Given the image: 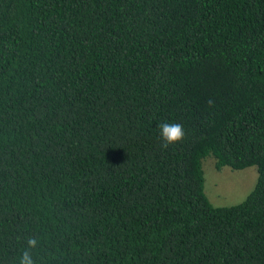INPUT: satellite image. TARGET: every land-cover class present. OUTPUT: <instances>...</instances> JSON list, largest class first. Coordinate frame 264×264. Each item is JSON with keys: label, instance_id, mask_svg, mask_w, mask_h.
<instances>
[{"label": "trees", "instance_id": "16d2710c", "mask_svg": "<svg viewBox=\"0 0 264 264\" xmlns=\"http://www.w3.org/2000/svg\"><path fill=\"white\" fill-rule=\"evenodd\" d=\"M206 156L256 167L244 200L210 202ZM29 237L35 264H264V0H0V264Z\"/></svg>", "mask_w": 264, "mask_h": 264}, {"label": "rangeland", "instance_id": "374dc122", "mask_svg": "<svg viewBox=\"0 0 264 264\" xmlns=\"http://www.w3.org/2000/svg\"><path fill=\"white\" fill-rule=\"evenodd\" d=\"M211 156L202 160L204 190L213 205H233L245 199L257 180V169L249 166L217 170Z\"/></svg>", "mask_w": 264, "mask_h": 264}, {"label": "clouds", "instance_id": "9594fccd", "mask_svg": "<svg viewBox=\"0 0 264 264\" xmlns=\"http://www.w3.org/2000/svg\"><path fill=\"white\" fill-rule=\"evenodd\" d=\"M209 104L211 105L212 101H209ZM158 128L160 130V137L163 140V144L161 145L163 148L180 143L185 138V131L181 124L164 122L159 124ZM37 244L38 240L36 238H28V248L22 253L19 264H35L31 252L28 249L35 248Z\"/></svg>", "mask_w": 264, "mask_h": 264}]
</instances>
